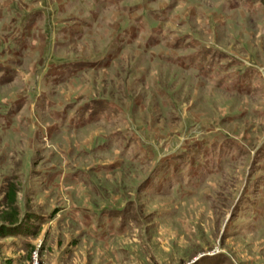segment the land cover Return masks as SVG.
<instances>
[{
    "label": "rangeland",
    "instance_id": "1",
    "mask_svg": "<svg viewBox=\"0 0 264 264\" xmlns=\"http://www.w3.org/2000/svg\"><path fill=\"white\" fill-rule=\"evenodd\" d=\"M93 1L0 0V212L12 182L24 229L0 264H264V2ZM240 71L254 91L225 93ZM92 99L118 112L76 129ZM127 128L136 162L97 147ZM224 133L246 153L212 152Z\"/></svg>",
    "mask_w": 264,
    "mask_h": 264
},
{
    "label": "trees",
    "instance_id": "2",
    "mask_svg": "<svg viewBox=\"0 0 264 264\" xmlns=\"http://www.w3.org/2000/svg\"><path fill=\"white\" fill-rule=\"evenodd\" d=\"M260 2H264V0H258ZM264 4V3H263ZM81 62V64L78 63V66L83 68L84 66H86V63L84 61H79ZM87 66H89L87 64ZM91 66V65H90ZM89 66V67H90ZM241 77L246 78L247 76H250L248 74H242V75H238L239 80L241 79ZM254 90H245L242 95H249L251 94ZM230 94H236V92H233ZM90 101V105L88 108L86 107V104H82L80 107H78L74 112H72V114L77 117L81 114H88L89 116H91L92 121L90 122H81L80 124H77L75 127L76 129L81 128V126H84L85 124L88 123H95L100 121V119H109L110 117H112V115H115L118 112L117 110L114 111H110L107 109H104L103 105H101V103H99L98 101H96L95 99L89 100ZM88 104V103H87ZM117 111V112H116ZM61 113V112H60ZM56 115H61L63 117H66V113L65 114H59L58 111L55 113ZM130 133V137H127V134ZM135 135V131H133L130 128L125 129V134L117 132L116 130L108 132L105 135L104 138V142L99 144L97 147L107 150L111 144H114L115 142L118 143V148H119V153L121 155H123V157L126 159H129V161H137L138 156H139V152L142 151L143 148V143H141L142 141L139 139V137L134 136ZM109 139V141H107ZM137 139L138 142H135V140ZM141 141V142H140ZM198 141H196L194 143L195 146H199L198 147V152L193 153L192 155L194 156V158L196 159H203V157H201V152L206 151V143L204 141H201L202 143L204 142L205 145H202V143H197ZM121 143V145H120ZM212 145V149H214L212 152H215L218 154L217 156H219L220 154H226V153H230V151L232 149H236V155H234L233 158H237L240 155L244 154V150L245 147L243 145L242 142H240L239 139L228 135L227 133L223 134L222 136H218L216 134L212 135L210 137V141L208 143V146ZM218 147V150H217ZM234 147V148H233ZM138 153V154H137ZM200 153V154H199ZM246 153V152H245ZM191 154V152L188 149V152H183L180 154V156H178L180 159H184L187 158L188 155ZM259 156V159L261 163V167L263 168V173H264V145L263 147L260 148L259 150V154L257 155ZM188 159V158H187ZM110 165V164H109ZM113 164H111L110 166H112ZM192 171V170H191ZM191 178V181H195L194 178ZM253 204V203H252ZM250 207V206H249ZM112 209L113 208H104L103 210H100L99 215L103 216V215H108L112 221H119V220H123V221H127V215L124 212V210L120 209L119 213H118V217L115 218L114 214L112 213ZM253 206H251L250 210L253 213ZM256 214L259 215V217L262 219V222L264 223V214L259 213L258 211L255 212ZM37 221V223H39V217L35 218ZM121 220V221H122ZM254 222V221H253ZM124 223V222H123ZM21 224L20 223V212L18 210L17 207V190H16V186L14 183L12 182H8L6 183L5 187H4V196H3V200H2V210L0 212V238L1 237H6V236H22L21 232H24V229L22 230L21 228ZM26 231V230H25ZM29 243L25 242L24 246H27ZM30 250H32V247L30 248ZM217 257V256H215ZM223 257V256H221ZM224 259L223 258H215L214 263L215 264H223Z\"/></svg>",
    "mask_w": 264,
    "mask_h": 264
},
{
    "label": "crops",
    "instance_id": "3",
    "mask_svg": "<svg viewBox=\"0 0 264 264\" xmlns=\"http://www.w3.org/2000/svg\"><path fill=\"white\" fill-rule=\"evenodd\" d=\"M97 2H99V3H101V1L100 0H96ZM84 2H85V0H84ZM97 2H95V1H93V3H97ZM98 4V3H97ZM61 24H64V22H62ZM82 24H85V25H82ZM64 25H66V24H64ZM80 25L81 26H88L86 23H83V21L81 20V22H80ZM72 26L73 25H70L69 27H67V28H65L64 27V29H67L68 30V32L70 33L69 35L70 36H73V35H78V37L81 35L80 33H79V31H77V30H75V28L73 27L72 28ZM63 28H61L60 29V31L61 32H63V31H65ZM74 37V36H73ZM210 58H211V60L214 62V61H216V58H213V55H210ZM76 61H78V60H76ZM236 61H238L237 59H236ZM216 62H218V61H216ZM242 62L243 61H238V64H235V65H237V66H239V68H240V66H242ZM99 67V66H98ZM187 68H189L190 69V67L188 66ZM222 71L224 72L225 70H226V67L225 66H223L222 68ZM83 70L85 71L86 69L83 67V68H81V67H79V69H77V70H72L71 72H73V73H71L72 74V76H75L76 74H79V73H81V72H83ZM244 75L245 73L243 72V71H240V73H239V75ZM255 75H259L260 77L262 76L261 75V73H260V71H259V68H258V70H257V72H256V74ZM218 77V76H217ZM256 77L257 76H253V75H250V76H247L246 78H245V80H246V82H245V84H246V89L245 90H251L253 87H249V78H250V80L253 82L254 81V78L256 79ZM218 79V78H217ZM241 80V79H240ZM216 79L214 80V82H215V84H216V86L215 85H212L214 88L215 87H217L218 88V90H220L221 91V86H219V85H217V83H216ZM225 91V93H228V92H231V93H233V91L232 90H230V89H228V90H224ZM228 91V92H227ZM223 92V91H222ZM243 93V92H242ZM242 93H236V94H239V95H242Z\"/></svg>",
    "mask_w": 264,
    "mask_h": 264
}]
</instances>
